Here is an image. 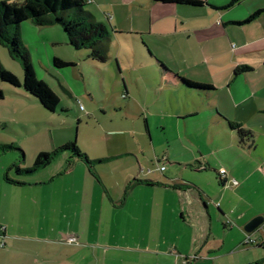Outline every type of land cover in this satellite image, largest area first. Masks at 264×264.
<instances>
[{
  "label": "crops",
  "instance_id": "crops-1",
  "mask_svg": "<svg viewBox=\"0 0 264 264\" xmlns=\"http://www.w3.org/2000/svg\"><path fill=\"white\" fill-rule=\"evenodd\" d=\"M196 1L202 4L87 0L84 10L112 29L108 60L127 56L126 69L116 61L125 99L114 107L130 123L136 146L110 157L85 153L102 160L92 165L67 150L34 172H27L33 164H26L21 149V156L0 161V264H119L109 259L112 250L141 254L127 264H184L180 254L186 261L194 255L192 264H264V225L250 233L253 243L245 242L244 228L264 215V73L257 78L258 68L246 64L252 57L264 64V32L240 42L232 37L264 19V0H243L228 9L223 7L231 0ZM55 30L63 37H21L32 59L35 43L65 45L82 59L99 61L89 57V49L74 48L60 27L48 29ZM138 39L137 49L123 44ZM55 58L68 65L57 67ZM44 61L61 78L63 68L76 64L68 53L55 51ZM183 79L208 88L190 87ZM59 81L76 100L77 92ZM16 88L13 95L43 106L22 85ZM231 123L251 130L253 139L242 140ZM154 129L174 139L164 157L157 155ZM12 150L17 148L2 152L0 160ZM151 153L156 161L147 157ZM140 155L157 165L158 174L141 167ZM56 158L64 159L52 168ZM215 167L227 170V182ZM70 237L76 241L69 243ZM81 254L88 259L75 257Z\"/></svg>",
  "mask_w": 264,
  "mask_h": 264
},
{
  "label": "rangeland",
  "instance_id": "rangeland-1",
  "mask_svg": "<svg viewBox=\"0 0 264 264\" xmlns=\"http://www.w3.org/2000/svg\"><path fill=\"white\" fill-rule=\"evenodd\" d=\"M6 1L11 2L10 0ZM103 23L109 30H112L106 20H103ZM260 23L264 26V19ZM259 24L253 26L251 31H237L235 35H232V37H237V40L234 39V41L240 42L244 37L260 35L264 30H261ZM57 26L65 31L60 25L39 26L27 20L26 25L22 29L21 37H24V40L31 37H63V33L59 30H55V32H53L54 30L48 31V29H53ZM36 29L45 31H37ZM136 37L140 36L137 35ZM141 43L139 39L134 41L133 44L123 40V44L129 46L130 50L137 49V46ZM30 46L33 53L32 63L37 77L47 82L59 96L60 105L55 111H50L43 106L30 102L24 97L13 95L10 90L18 88L0 78V88L5 91V97L0 100V145L13 144L15 149L17 148V150H12L7 155L2 156L0 161L9 157L14 158V155L17 157L18 154L21 156L20 151H18V149H21L26 157V164L32 165L41 150L53 152L70 141H76L81 152L89 156L110 157L115 152H124V150L135 148L136 145L130 142L132 140L130 123L123 118V113L118 109L119 107H114V105L120 104L125 99L119 89L120 84L123 83V77L119 73L118 65L120 63L126 69L124 61L127 62L128 59L124 53L119 55V60L116 57L113 60L109 59L106 62H99L91 59H82L74 50L65 45L46 47L45 45L33 43ZM145 50L147 49L145 48ZM53 51L61 56L68 53L76 60L75 65L62 69L64 70V78L52 75L45 68L44 58ZM253 59V57L252 59H246V64L258 68L256 76L260 78L261 73H264V64L257 65ZM117 60L118 63L116 62ZM0 63L6 70L16 75L21 83L23 82L24 71L22 63L20 60L13 58L8 48L2 44H0ZM97 68H101L102 73ZM59 80L62 83L63 81L66 82L77 92L76 100L64 90ZM83 85L87 86L89 92L86 93ZM203 85L206 86L205 84ZM77 100L78 103L76 102ZM81 105L83 106L82 109ZM140 124L143 125L144 122ZM152 133V141L154 140L157 155L164 157L170 149L168 142H173L174 139L167 132L159 133L154 129ZM195 136L196 141L205 147L204 138H200L198 135ZM144 142V146L148 145L146 141ZM173 144L171 143V147ZM194 146L196 147V144ZM172 149L174 148L172 147ZM64 155L61 154L60 157H65ZM148 156L156 161L154 153L147 154ZM139 157L141 167L147 173L151 172L150 169H152L155 174H158V170L155 168L157 167L156 163H154L156 166H153L149 158L142 160L141 155ZM21 158L23 159V157ZM63 159L56 158L52 168L57 167ZM169 166L170 164L166 163V167L168 168ZM215 168L220 170L218 167ZM183 180L188 181L186 179ZM128 243L134 244L135 240H130ZM110 253L109 259H114L119 264H127L128 260H135L141 255L135 252L113 250ZM180 255L183 256L182 261L184 264H192V261L195 260L194 255H189L187 261L184 258L185 254ZM75 257L84 260L88 259L84 254Z\"/></svg>",
  "mask_w": 264,
  "mask_h": 264
},
{
  "label": "trees",
  "instance_id": "trees-1",
  "mask_svg": "<svg viewBox=\"0 0 264 264\" xmlns=\"http://www.w3.org/2000/svg\"><path fill=\"white\" fill-rule=\"evenodd\" d=\"M163 1L195 6L202 4V1L196 0ZM242 1L231 0L223 8H231ZM86 5L87 0H24L22 2L0 0V44L8 48L13 58L20 60L24 71L23 82L21 83L16 75L6 70L0 63V78L15 87L22 85L25 91L37 98L44 108L55 111L60 105V98L44 80L37 77L30 51L21 38V24L30 20L39 26L60 25L64 28L69 42L74 48L89 49V57L99 61H106L109 58L111 32L104 24L95 21L92 14L84 10ZM260 12L254 13L248 20L255 18ZM55 65L64 67L68 63L55 58ZM247 68V66H243L240 70H246ZM183 80L188 86L193 88H208L187 79ZM4 97L5 91L0 88V100ZM231 127L238 130L242 140L253 139L254 135L251 130L245 129L237 123H231ZM14 148L13 144L0 145V154ZM67 150L83 158L89 165L102 161L101 159H88L85 153L81 152L76 141H70L53 152H41L33 166L27 169V172H34L44 167L51 162L54 156Z\"/></svg>",
  "mask_w": 264,
  "mask_h": 264
},
{
  "label": "built area",
  "instance_id": "built-area-1",
  "mask_svg": "<svg viewBox=\"0 0 264 264\" xmlns=\"http://www.w3.org/2000/svg\"><path fill=\"white\" fill-rule=\"evenodd\" d=\"M81 108H83V106H81ZM165 169V167L164 166H162L161 167V170H164ZM219 175H220V178H221V180H225L226 182H227V176H228V172H227V170L225 169V168H221L220 170H219ZM231 182H232V184L233 185H236L237 184V181L235 180V179H233V180H231ZM5 230V227L4 226H2V225H0V238L4 241V234H3V231ZM3 241L1 242V245H3ZM76 241V238L75 237H70L69 239H68V242L69 243H73V242H75ZM245 242L246 243H253L254 242V240L253 239H251V236H250V233H246V239H245ZM261 244H263L264 245V240L262 239V242H261Z\"/></svg>",
  "mask_w": 264,
  "mask_h": 264
},
{
  "label": "water",
  "instance_id": "water-1",
  "mask_svg": "<svg viewBox=\"0 0 264 264\" xmlns=\"http://www.w3.org/2000/svg\"><path fill=\"white\" fill-rule=\"evenodd\" d=\"M263 225H264V215H258L254 217L251 221H249L244 228L246 232L253 233Z\"/></svg>",
  "mask_w": 264,
  "mask_h": 264
}]
</instances>
